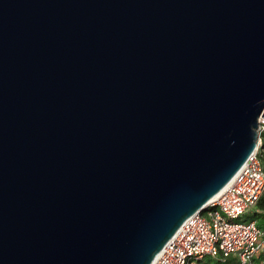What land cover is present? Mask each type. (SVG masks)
I'll use <instances>...</instances> for the list:
<instances>
[{
	"label": "water",
	"instance_id": "1",
	"mask_svg": "<svg viewBox=\"0 0 264 264\" xmlns=\"http://www.w3.org/2000/svg\"><path fill=\"white\" fill-rule=\"evenodd\" d=\"M260 118L264 0H0V264H151Z\"/></svg>",
	"mask_w": 264,
	"mask_h": 264
},
{
	"label": "built area",
	"instance_id": "2",
	"mask_svg": "<svg viewBox=\"0 0 264 264\" xmlns=\"http://www.w3.org/2000/svg\"><path fill=\"white\" fill-rule=\"evenodd\" d=\"M254 153L201 213L187 218L165 243L151 264H198L205 257H235L252 264L261 246V231L254 220L237 221L253 209L264 194V167L258 157L261 132Z\"/></svg>",
	"mask_w": 264,
	"mask_h": 264
},
{
	"label": "trees",
	"instance_id": "3",
	"mask_svg": "<svg viewBox=\"0 0 264 264\" xmlns=\"http://www.w3.org/2000/svg\"><path fill=\"white\" fill-rule=\"evenodd\" d=\"M260 137L261 146L258 150V157L262 166L264 167V130L261 132ZM251 220L255 221L256 225L261 231V246L258 252L253 256L252 264H264V194L258 201L254 212V217ZM198 264H238V262L235 257L232 256L227 259L205 257Z\"/></svg>",
	"mask_w": 264,
	"mask_h": 264
},
{
	"label": "rangeland",
	"instance_id": "4",
	"mask_svg": "<svg viewBox=\"0 0 264 264\" xmlns=\"http://www.w3.org/2000/svg\"><path fill=\"white\" fill-rule=\"evenodd\" d=\"M261 126H264V123L261 124ZM261 146V145H260ZM256 206L253 209L247 210L244 213H242L237 221H249L254 217Z\"/></svg>",
	"mask_w": 264,
	"mask_h": 264
},
{
	"label": "bare ground",
	"instance_id": "5",
	"mask_svg": "<svg viewBox=\"0 0 264 264\" xmlns=\"http://www.w3.org/2000/svg\"><path fill=\"white\" fill-rule=\"evenodd\" d=\"M261 120L263 121L264 119H263V118H260L259 121L261 122ZM213 198H214V197H213ZM213 198H212V199H213Z\"/></svg>",
	"mask_w": 264,
	"mask_h": 264
}]
</instances>
